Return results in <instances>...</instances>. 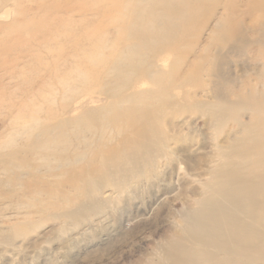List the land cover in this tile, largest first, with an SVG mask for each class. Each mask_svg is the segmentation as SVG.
<instances>
[{"label": "bare ground", "instance_id": "1", "mask_svg": "<svg viewBox=\"0 0 264 264\" xmlns=\"http://www.w3.org/2000/svg\"><path fill=\"white\" fill-rule=\"evenodd\" d=\"M224 1L0 0V10L9 7V12H2L0 18L1 95L9 87L3 80L9 78L15 82L16 74L21 72L18 65L23 59L30 62L24 66L35 65L38 71H42L35 75L50 83L41 97V106H46L44 121L41 123L38 116H29L37 123L36 134L32 133L31 125L26 124L23 98L11 91L7 92V98L0 99L1 114L14 126L10 134L14 138L4 146L16 145V136L18 139L25 137L26 142L17 150L6 153L5 158L9 161L20 158L17 164L26 166L28 154L37 148L63 145L61 154L56 155L63 165L77 159L87 160L79 166L64 167L60 173L72 175L73 188L82 194L83 200L95 202L89 199L90 188H117L120 179L114 175L121 174L124 178L137 172L140 165L155 167V158L162 157L163 147L167 148L166 153L175 164V167L171 164L169 170L178 169L185 173L192 160L187 154L193 145L192 132L189 127L183 132L187 120L173 124L166 117L188 112L204 116V124H209L213 130L214 155L232 158V169H225L227 162L213 167L210 177L212 180L221 178L220 184L212 192L208 190L213 183L206 184L208 190L195 201L199 208L181 220L184 234L181 237L190 238L196 246L232 243L238 249L246 248L245 254H254V249L252 252L247 250L251 245L247 240L254 236L250 234L252 228L234 222L236 217L222 202L226 201L225 195L232 198L235 193H244L250 187L253 189L255 183L249 176L236 175L233 166L234 160L240 159L246 149L254 147L252 140L260 147L255 155L263 156L264 133L254 130L253 124L264 115L260 107L264 105V73L255 69L252 88L239 100L225 99L218 93V79L223 64L227 62V54L222 52L225 38L236 37L240 29L234 0ZM262 7L264 0H248L246 12L251 14L250 10ZM217 14L208 38L202 42L204 29ZM204 76L210 78L211 86ZM190 88L194 91L190 92ZM209 92L211 98L203 100ZM246 104L259 107L252 112L253 123L238 121V108H245ZM229 117L241 124V135L220 138L222 126ZM165 125L171 131L170 135L165 133ZM84 133L89 137L79 140L80 134ZM96 134V146L91 149ZM80 143L85 144L86 149L78 151L75 148L70 152L71 147ZM168 144L175 147L168 148ZM202 154L198 157L201 158ZM181 163L187 166L183 168ZM229 176L234 177L232 184H229ZM259 184L255 183V191L262 188ZM254 190L252 194L257 195ZM218 196H222L221 199ZM85 212L87 210L80 209L75 213L81 216ZM247 217L243 219L248 221L251 218L249 216L247 220ZM254 222L250 223L253 225ZM182 243L177 238L173 240V250L177 254L172 257L170 251L166 253L169 264H211L208 256V261L201 257V248H187L185 244H190ZM260 249L257 247L255 252L259 254ZM231 262L224 261L223 264H242Z\"/></svg>", "mask_w": 264, "mask_h": 264}, {"label": "rangeland", "instance_id": "2", "mask_svg": "<svg viewBox=\"0 0 264 264\" xmlns=\"http://www.w3.org/2000/svg\"><path fill=\"white\" fill-rule=\"evenodd\" d=\"M233 3L237 7L236 19L240 21V29L236 37L225 38V47L222 52L227 54L225 58L227 62L223 64L221 76L218 79L220 87L218 93L225 99L239 100L252 88L255 69H261L260 72L264 73V8L250 10L251 14H247L248 0H234ZM220 9L219 7V12ZM0 11L1 18V13L5 11L8 13L9 7H3ZM217 16L218 14L210 19L204 29L202 42L208 38L209 30ZM27 63L30 64L25 59L19 63L18 67L21 68V72L16 74L15 82L9 78H5L3 82L9 86L7 92L14 91L16 95L24 99L26 110L22 111L28 114L25 115L26 124H30L32 133L36 134L38 132L37 123L31 121L29 116L32 114L34 117L38 116L41 123L44 121L43 111L46 106H41V97L47 92V86H50V83L42 76L39 75L40 78L35 75L36 72L42 73L35 65L24 66ZM204 78L209 80L207 84L211 86L210 78L207 76ZM189 90L193 92L194 88ZM7 92L2 96L0 90V99L7 98ZM26 92L28 96H25ZM211 96L212 93L209 92L202 99L209 100ZM244 107L238 108V121L250 123L254 118L253 110L259 107L253 104H246ZM260 107L264 110V105ZM1 113L2 110L0 111V264H169L166 253L170 251L169 255L171 254L172 257L177 254L173 250L175 238L181 243L185 240V243L190 244H187L188 246L185 244L184 247L201 248V257L207 261L210 258L208 263L211 264L214 262L223 264L224 261L264 264V248L261 247L264 246V181L262 180L264 178V153L261 157L255 155L260 150L255 140L251 141L254 147L246 149L240 159L234 160L233 167L236 175L249 176L256 184L261 183L259 185L262 188L255 191L253 182V189L250 187L248 190L245 189L244 193L241 192L242 194L236 195L235 193L236 198L225 195L227 196L226 201L222 202L227 204L229 212L236 217L233 219H236L234 222L252 228L249 232L254 236L248 238L250 241H247L251 245L247 250L252 252L254 249V254L248 252L245 254L246 248L239 247L238 249L232 243L226 245L218 242L212 243L213 245H200V247L196 246L190 238L182 239L181 237L184 235L181 220L199 208L195 201L208 190L206 184L213 183L208 192H212L215 186L220 184L218 181L221 178L212 180L210 177L213 167L218 163L227 162L228 166L225 169H232V158L214 155L215 146L211 137L213 130L209 124H204V116L188 112L166 117L173 124H181L184 120L191 123L189 126L188 123L183 125V132L187 131V127L190 128L193 143L187 152L192 160L185 173L178 169L169 170L173 162L166 153L167 148L163 147L162 157L155 158V167H141L140 165L137 172L127 174L124 178L121 174L114 175L120 179L117 188H90L92 194L89 199L95 201L90 202L83 200L82 194L73 188L72 175L60 173L64 167L82 165L87 159H77L75 162L71 161L63 165L56 159V155L61 154L63 145H52L53 149L52 147L46 149L48 146L37 148L28 154L29 163L26 166L17 164L20 158L12 161L6 159V153L17 150L20 144L26 142L25 137L18 139L16 136V145L4 146L10 138H14L10 135L14 126L9 124ZM231 118H227L222 126L220 138L241 135V124L235 123ZM259 120L257 124H253L254 130L264 133V115ZM167 125H165V133L170 135L171 131L168 130ZM97 135L92 139L91 149L96 146ZM85 136L89 137L87 133L80 134L79 140L83 141ZM257 143L260 144L258 141ZM263 145L261 148L264 147ZM174 147V144H168V148ZM75 148L83 151L86 145L80 143L77 147H71L70 152ZM201 154L202 157L199 158ZM172 165L175 167V164ZM182 166L185 168L187 164L181 163ZM157 174H159V179L156 178ZM258 176L262 177L260 181ZM229 178V184H232L234 177L229 176ZM66 181H68L67 184H65ZM252 190L257 192V195H253ZM221 197L218 196L219 199ZM227 202H230L229 205ZM80 209L87 210V212L78 216L75 212ZM248 214H251L249 215L251 220H248ZM244 217L245 220L247 217L248 221H245ZM249 221H257L254 224L258 227L256 228ZM234 228L238 230L236 226ZM254 231H258L256 232L258 235ZM257 242L260 244L257 245ZM257 247L261 248L260 253L263 254V259L260 253L255 252ZM239 253H241L240 256H238ZM201 257L199 256L200 259ZM221 257H224L223 263H221ZM253 258L256 260L252 261ZM200 259L201 263H206Z\"/></svg>", "mask_w": 264, "mask_h": 264}]
</instances>
